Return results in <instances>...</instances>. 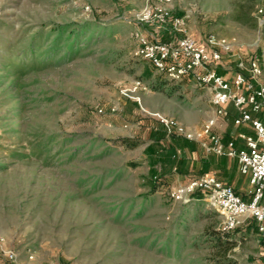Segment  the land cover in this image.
Returning a JSON list of instances; mask_svg holds the SVG:
<instances>
[{
    "label": "rangeland",
    "instance_id": "rangeland-1",
    "mask_svg": "<svg viewBox=\"0 0 264 264\" xmlns=\"http://www.w3.org/2000/svg\"><path fill=\"white\" fill-rule=\"evenodd\" d=\"M157 5L0 0V264H258L254 220L220 234L222 217L198 194L171 197L190 178L182 152L190 149L179 145L196 143L186 135H196L212 106L193 78L172 82L140 53L136 33L171 38L139 23ZM163 7L186 17L193 39L264 45L262 0ZM159 116L184 135H168Z\"/></svg>",
    "mask_w": 264,
    "mask_h": 264
},
{
    "label": "built area",
    "instance_id": "built-area-1",
    "mask_svg": "<svg viewBox=\"0 0 264 264\" xmlns=\"http://www.w3.org/2000/svg\"><path fill=\"white\" fill-rule=\"evenodd\" d=\"M157 7L144 9L139 23L155 25L170 35L167 42H149L136 33L139 51L152 67L172 82L193 77L195 85L206 89L214 116L208 118L196 135H186L194 140L205 155L225 157L238 162L239 171L249 177L251 200L245 202L232 187L225 185L214 175H201L189 178L184 184L172 190L171 197L177 202H188L193 195L212 206L222 217L220 231H234L242 219H253L257 223V232L264 243V122L256 115L264 114L263 70L257 56L238 60V71L230 81L217 72L223 53L229 54L232 45L225 39L208 35L204 44H198L190 36L186 26V17H173L168 9L170 0H157ZM260 27L264 28V9L257 11ZM135 89L146 91L141 82L135 83ZM228 106L236 111L233 119L235 126H247L252 135L238 133L233 139L224 141L216 130L217 118L229 115ZM99 113L103 111L98 110ZM159 122L168 135H184L183 128L173 119L159 116ZM244 143L243 148L236 147V140ZM180 152H176L179 157ZM175 170V169H174ZM7 259L15 263V252L7 251ZM29 260L34 258L32 252ZM264 264V252L263 263Z\"/></svg>",
    "mask_w": 264,
    "mask_h": 264
},
{
    "label": "crops",
    "instance_id": "crops-1",
    "mask_svg": "<svg viewBox=\"0 0 264 264\" xmlns=\"http://www.w3.org/2000/svg\"><path fill=\"white\" fill-rule=\"evenodd\" d=\"M262 1L264 4V0ZM205 39L206 38L203 39L197 38L195 39V41L198 44H204ZM238 56L246 60L252 58L253 56H257L258 59H264V45H259L255 49H246L244 47L232 46V49L229 54L223 53L222 60L218 64L217 72L231 81L235 73L234 71H232L231 64L233 62L236 63V67H237L236 71H238V60H237L239 59ZM205 91L207 90L205 89ZM207 93L209 94L208 91ZM208 101L211 104L210 99ZM203 105L205 107L204 103ZM227 110L229 112V115L226 118H217V126H216V130L223 136L224 141H229L233 139L238 133H244L248 135L253 134V131L247 126L244 125L235 126L233 119L236 116V111L232 106H228ZM213 116H214V110L212 107V116L210 117ZM256 117L260 118L264 122V114L256 115ZM190 143L192 144V149H190V151L188 149L182 150L183 154L185 156L187 155L186 162L188 165V170H187L188 174L184 175V177L191 178L190 174L192 173L196 174V176L214 175L217 177L218 180L223 182L225 185L232 187L234 192L238 196H240L242 200H244L245 202H249L251 200V195H250L251 187L249 183V177L244 176L240 173L238 162L236 160H230L225 157H216L213 155H205L198 144L192 142ZM236 147L243 148L244 147L243 141L239 139L236 140ZM194 169L195 172H193ZM175 170L173 169V172ZM256 227H257V223H256ZM262 246H263L262 253L260 254L261 259L258 261V264L263 263V252H264L263 242H262Z\"/></svg>",
    "mask_w": 264,
    "mask_h": 264
},
{
    "label": "trees",
    "instance_id": "trees-1",
    "mask_svg": "<svg viewBox=\"0 0 264 264\" xmlns=\"http://www.w3.org/2000/svg\"><path fill=\"white\" fill-rule=\"evenodd\" d=\"M169 35V34H168ZM169 37H170V35H169ZM168 37V38H169ZM180 146V148H184V147H186V148H189V149H192V144L190 143V142H188V141H184L181 145H179ZM171 151H173L172 152V154H171V156H170V161H171V163L172 164H174V165H178V163H179V157L177 158L176 157V151L175 150H173L172 148H171ZM219 233L220 234H225L224 232H222V231H219Z\"/></svg>",
    "mask_w": 264,
    "mask_h": 264
}]
</instances>
